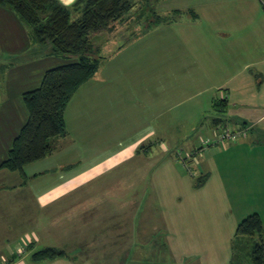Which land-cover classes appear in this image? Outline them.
<instances>
[{
    "label": "crops",
    "instance_id": "0c3cea01",
    "mask_svg": "<svg viewBox=\"0 0 264 264\" xmlns=\"http://www.w3.org/2000/svg\"><path fill=\"white\" fill-rule=\"evenodd\" d=\"M132 1L123 44L94 38L102 63L71 96L51 152L0 169V232H14L0 241L4 264H254L257 236L235 234L252 213L264 228V0ZM59 2L71 20L82 14ZM9 9L0 22L16 27L0 47L24 53L0 80V163L28 116L22 93L47 69L31 68L74 59L35 41ZM225 124L245 135L196 161L201 139ZM194 167L208 173L199 187ZM44 247L65 255L33 260Z\"/></svg>",
    "mask_w": 264,
    "mask_h": 264
},
{
    "label": "trees",
    "instance_id": "16d2710c",
    "mask_svg": "<svg viewBox=\"0 0 264 264\" xmlns=\"http://www.w3.org/2000/svg\"><path fill=\"white\" fill-rule=\"evenodd\" d=\"M4 5L31 26L35 41L47 43L53 54L74 58L46 69L39 86L22 93L28 116L0 163V169L21 171L26 164L51 152V138L65 134L64 114L71 96L102 63L103 55H99L102 42L97 44L94 38L101 32L109 34L121 28L120 20L132 8L133 1L75 0L73 9L82 13L76 20H71V8L59 0H0V6ZM226 103L223 98L215 102V106L225 107ZM207 174L204 172L193 179V185H203ZM236 230L238 237L257 236L251 257L254 264H264L261 217L257 213L244 217ZM64 255L65 251L61 249L44 247L34 251L32 258L41 261Z\"/></svg>",
    "mask_w": 264,
    "mask_h": 264
},
{
    "label": "rangeland",
    "instance_id": "374dc122",
    "mask_svg": "<svg viewBox=\"0 0 264 264\" xmlns=\"http://www.w3.org/2000/svg\"><path fill=\"white\" fill-rule=\"evenodd\" d=\"M143 2H144V0H143ZM9 10L11 11L12 14H15V13H13L14 11L12 9H9ZM4 12L7 13V11H4ZM146 14H148V19H150V17H152L150 10H147ZM80 16H81V14H79L78 16H76V18H78ZM19 19H20V17H19ZM18 21L20 22V20H18ZM21 23H22L21 25H23L25 28L29 29L28 28V25H26V23L23 20H21ZM135 23H138L136 19H134L133 21H131V25L132 26L135 25ZM139 23L140 24L143 23V26H142L143 28H145L146 25H147V22L145 21V19L142 20V21H139ZM15 24H16V21L14 19L7 20L5 18L4 21H1L0 22V42H3V43L6 42V40L8 39L6 37L7 35L3 38L2 36H4V35L2 33L5 32V31H10L11 32V29H15V27H16ZM127 24L128 23H126V26H124V28H120L119 27V29H117V31L114 32V33L112 32V33L106 34L105 32H101L100 35H96V37L99 38L100 39L99 41H101V42H103V40L105 39V41L107 42V44H105V45H107L108 48H109V46L113 48L114 43L120 45L121 43H124V41L127 39V37H129V34L128 33H129V31L131 29L128 28V25ZM5 47L6 46H1L0 47V80L1 81L4 80V79L7 80L8 79L7 78V75L10 72L13 73V71H14V70H10L9 69V67L11 66L9 63H13V61L15 60V59L12 58L13 55H16V59H19L20 57H23L22 55L24 53V52H22L20 50L18 52L14 51V49L15 48H18L19 46L18 47H14L12 51H10L9 48H7V47L5 48ZM15 61L16 62H19V60H15ZM44 63H46V64L43 65V67L42 66L41 67L40 66L39 67H32L31 70H30L32 72L31 75H35V77H36L37 73L39 71H41V69L43 71V68H47L48 69V68H50L52 66H55V65H57L59 63H63V62H57V61H55V59H53L51 57H48L47 60H45ZM11 73L9 74L10 77H12L11 76ZM0 84H1V82H0ZM202 136L203 135L201 134V137ZM195 139L197 140V138H195ZM213 143H219V142H213ZM219 144H221V143H219ZM225 144H227V142ZM209 145H212V143L211 142L210 143H207V142H205L204 139H201V145H200L201 149L202 148L203 149L204 148H207ZM174 146H175L174 148L176 150V154L179 153L181 155V157H183L184 155H185V157H190V153L191 152L190 153L187 152L184 143H178L177 145H174ZM201 154H202V151L201 150H197L196 156H195V160L196 161H198L199 159H202L203 156H201ZM192 173H193L192 174V177H193V179H195L197 176L200 175L199 168H197V170H196V168L194 167V170L192 171ZM13 235H14V232H7V233L6 232L5 233H1L0 232V241L2 239H4V236H6L8 239H12ZM17 242H18L17 248H14L13 247V251L15 253H17L21 249L20 246H23L22 242H19V241H17ZM150 252H153V251H150ZM0 264H4V263L0 262Z\"/></svg>",
    "mask_w": 264,
    "mask_h": 264
},
{
    "label": "built area",
    "instance_id": "2783aa9c",
    "mask_svg": "<svg viewBox=\"0 0 264 264\" xmlns=\"http://www.w3.org/2000/svg\"><path fill=\"white\" fill-rule=\"evenodd\" d=\"M246 130L240 129V128H232L231 125L225 124L224 127H221V129H218L215 133V138L213 140L207 139L205 142L207 143H213V142H219L222 145H225L226 142H237L238 139H240L242 136L245 135ZM200 150L202 151L203 148Z\"/></svg>",
    "mask_w": 264,
    "mask_h": 264
}]
</instances>
